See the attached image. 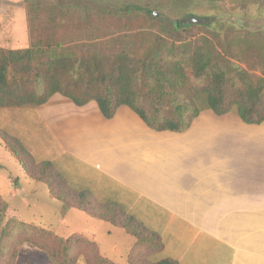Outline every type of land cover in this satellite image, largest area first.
I'll use <instances>...</instances> for the list:
<instances>
[{
    "label": "crops",
    "instance_id": "1",
    "mask_svg": "<svg viewBox=\"0 0 264 264\" xmlns=\"http://www.w3.org/2000/svg\"><path fill=\"white\" fill-rule=\"evenodd\" d=\"M4 15L10 19L8 31L0 32V48H27L25 8L15 6ZM0 130L16 138L35 162L50 163L75 194L85 192L98 204L115 205L155 233L162 247L147 254V262L251 264L264 259V121L248 125L236 110L216 115L201 107L187 130L155 131L125 105L107 119L96 102L77 106L55 93L41 105L0 107ZM10 176L0 173V183L11 186L3 193L7 197L0 195L6 198L5 216L15 209L11 203L16 199L19 207L11 218L27 222L20 210L42 212L35 203L40 199L26 196V186L12 188L17 182ZM77 210H63L61 204L52 216L56 221L38 220L59 237L88 238L113 264H131L135 238ZM58 224L67 226L66 234L49 229ZM14 264L54 263L44 251L23 243Z\"/></svg>",
    "mask_w": 264,
    "mask_h": 264
},
{
    "label": "trees",
    "instance_id": "2",
    "mask_svg": "<svg viewBox=\"0 0 264 264\" xmlns=\"http://www.w3.org/2000/svg\"><path fill=\"white\" fill-rule=\"evenodd\" d=\"M28 11L25 9L29 46L0 48V107L41 105L58 93L77 106L96 102L107 119L125 105L155 131L187 130L201 107L216 115L235 108L248 125L264 121V77L237 65L233 52L218 47L214 39L188 33L189 24L177 21L170 28L155 27L153 17L142 18L122 8H84L82 15L65 13L49 19L41 13L34 18ZM0 142L25 177L44 184L63 210L84 211L133 236L136 244L129 263L137 264L133 258L147 261V254L161 250L155 233L115 205L98 204L85 192L75 194L50 163L35 162L16 138L0 130ZM6 210L7 203L0 196V264H14L17 251L12 250V244L18 245L17 241L44 251L54 264H75L77 258L70 260V253L76 242L83 248L89 245L96 261L113 264L88 238L77 234L59 237L36 225L6 218ZM36 235L57 242L58 250L50 251ZM147 264L176 263L162 260Z\"/></svg>",
    "mask_w": 264,
    "mask_h": 264
},
{
    "label": "rangeland",
    "instance_id": "3",
    "mask_svg": "<svg viewBox=\"0 0 264 264\" xmlns=\"http://www.w3.org/2000/svg\"><path fill=\"white\" fill-rule=\"evenodd\" d=\"M15 6L28 9L30 16L34 18L38 16V13H41L45 19H49L54 15L65 13H69V15L72 13L82 15L84 8L87 11H95L99 8L107 7L127 9L129 13L136 14L142 18L149 15L154 18L155 21L153 24L155 27L170 28L174 23L179 21L182 25L189 24L187 28L188 33H202L214 39L218 47L223 50L229 49L233 52L236 57H233L232 60L237 65L243 67L250 73L264 77V0H220L211 3L204 0H0V32L8 31L6 22L9 23L10 18L5 17L4 10H7L10 16ZM153 12L157 14V17L153 15ZM192 18L195 19V22L190 24L188 20H192ZM232 110H235V108ZM7 158L12 157L3 147H0V173L11 175L10 177L15 179L17 184L12 186V188L26 186L29 189L26 196L40 199L35 203L36 206H40L39 209L42 212L23 207V210H20L23 213L22 219L29 223L32 222L34 225H39L40 227L42 221L38 219L47 220V222L55 220L52 216L55 211H59L61 204L56 200L53 201V199H50L51 197L44 184L31 181L24 177L17 163L14 161L6 163L5 159L7 160ZM9 179L10 183H13V180L11 178ZM8 187L11 186H8L5 181H2L0 183V195ZM4 197L7 196L4 195ZM4 199L6 200V198ZM11 204L16 206L15 209H18L19 204L16 199ZM15 209L11 208L12 211H9V213L7 211V216L11 218ZM92 220H94L93 222H98L94 218ZM63 226L58 224V228L53 227L49 229L60 234H66L68 231L67 226ZM69 226L70 224L68 223ZM99 236L102 241L108 239L105 236V231L99 232ZM122 236L129 238L128 235L123 233ZM16 237L21 239L18 234ZM36 237V240L42 245H45L50 251L58 250V243L52 239L49 238V240L37 235ZM17 242L18 245L17 243L12 244V250L18 251L19 247L23 244L20 241ZM88 246L87 248H83L78 242L74 243L75 251L70 253V260L76 257L75 264H88V260H92V264H103L92 258L93 252L91 247ZM79 252L82 253L80 256H77ZM83 252H87L86 256L89 259L86 258ZM70 260L67 259L69 262ZM133 261L137 264L148 263L142 258H133ZM151 261L153 262L154 259ZM263 261L264 259L259 260L258 263L253 261L251 264H264ZM119 263L127 264L126 262Z\"/></svg>",
    "mask_w": 264,
    "mask_h": 264
},
{
    "label": "water",
    "instance_id": "4",
    "mask_svg": "<svg viewBox=\"0 0 264 264\" xmlns=\"http://www.w3.org/2000/svg\"><path fill=\"white\" fill-rule=\"evenodd\" d=\"M153 15H154L155 17H157V14H156L155 12H153ZM191 21L193 22V21H195V19H192Z\"/></svg>",
    "mask_w": 264,
    "mask_h": 264
}]
</instances>
